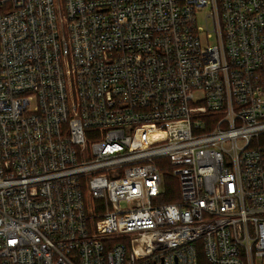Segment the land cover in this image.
I'll return each mask as SVG.
<instances>
[{"label":"built area","instance_id":"built-area-1","mask_svg":"<svg viewBox=\"0 0 264 264\" xmlns=\"http://www.w3.org/2000/svg\"><path fill=\"white\" fill-rule=\"evenodd\" d=\"M199 251L264 264V0H0V264Z\"/></svg>","mask_w":264,"mask_h":264},{"label":"trees","instance_id":"trees-1","mask_svg":"<svg viewBox=\"0 0 264 264\" xmlns=\"http://www.w3.org/2000/svg\"><path fill=\"white\" fill-rule=\"evenodd\" d=\"M175 183V191H176V182ZM178 199V189H177V197L175 198V200ZM166 201H170V200H166ZM198 264H209L204 256V254L202 253V251L198 252Z\"/></svg>","mask_w":264,"mask_h":264},{"label":"rangeland","instance_id":"rangeland-1","mask_svg":"<svg viewBox=\"0 0 264 264\" xmlns=\"http://www.w3.org/2000/svg\"><path fill=\"white\" fill-rule=\"evenodd\" d=\"M203 14L204 13H201L200 16H198V24L201 25V26L204 25L203 16H202ZM209 44L210 45H214L215 44L214 40H210Z\"/></svg>","mask_w":264,"mask_h":264}]
</instances>
